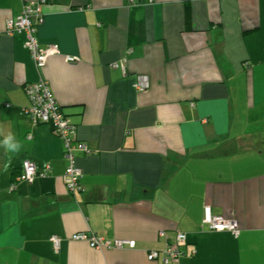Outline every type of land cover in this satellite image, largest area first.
<instances>
[{
	"label": "crops",
	"instance_id": "obj_1",
	"mask_svg": "<svg viewBox=\"0 0 264 264\" xmlns=\"http://www.w3.org/2000/svg\"><path fill=\"white\" fill-rule=\"evenodd\" d=\"M35 1L0 0V264H166L178 232L186 254L168 264H264V0H48L37 36L60 53L42 69L5 32ZM41 79L90 148L74 194L63 141L24 112ZM206 205L239 235L207 227Z\"/></svg>",
	"mask_w": 264,
	"mask_h": 264
},
{
	"label": "built area",
	"instance_id": "obj_2",
	"mask_svg": "<svg viewBox=\"0 0 264 264\" xmlns=\"http://www.w3.org/2000/svg\"><path fill=\"white\" fill-rule=\"evenodd\" d=\"M48 0H38L27 3L23 11L17 17H11L6 23L5 32L13 35L15 33H23L25 35L24 46L32 55V58L38 68L42 69L47 65L50 57L60 53V45L56 43L42 45L37 36V26L44 20L43 5ZM67 61L76 62L79 58L75 56H67ZM114 67L125 69V62L115 63ZM133 86L139 91H145L150 87V77L147 74L136 75ZM26 93L30 99V105L24 109L35 123H44L50 125L52 132L60 138L65 147V157L68 160V165L65 169L63 179L64 183L71 193H76L83 190L82 177L83 170L76 163V151L89 152L90 148L84 141H80L77 137V124L63 112L62 106L59 104L54 95L50 83L47 80L41 79L36 82L28 83L25 86ZM49 168V166H48ZM37 165L30 159L23 162V174L21 180L33 182L39 175ZM43 175V174H42ZM204 224L212 230L230 231L234 235H239V223L235 218H227L223 215L213 213L211 205L205 206ZM162 236H166L164 231ZM74 240L87 241L91 247L98 249H106L112 247H122L125 241L115 239H105L93 233H74L71 236ZM56 249L60 247L62 239L54 235L51 238ZM187 240V234L178 232L174 243L169 244L164 251L163 259L166 264L178 262L185 251L181 248V244ZM160 256V252L152 251L149 254L150 259H156Z\"/></svg>",
	"mask_w": 264,
	"mask_h": 264
}]
</instances>
